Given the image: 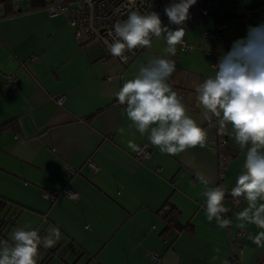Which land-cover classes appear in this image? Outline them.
<instances>
[{"label":"crops","instance_id":"obj_1","mask_svg":"<svg viewBox=\"0 0 264 264\" xmlns=\"http://www.w3.org/2000/svg\"><path fill=\"white\" fill-rule=\"evenodd\" d=\"M2 1L0 126L12 123L0 132V197L25 208L12 226L20 228L22 215L47 220L61 235L42 254L64 258L71 253L84 259L82 264H228L232 254L239 255L238 264L264 262V248L248 238L261 229L253 224L236 227V213L247 202L241 198L235 206L227 195L243 169L245 151L231 136L219 133L215 118L204 119L195 91L216 74L211 52L228 53L250 26L264 24V0H217L214 13L190 12L183 25L186 43L177 46L174 57L165 53L164 39L153 37L152 47L127 64L118 62L102 43H79L66 17L31 9L29 0H6L16 12L3 16L8 6ZM219 24L224 25L221 33L216 31ZM164 25L178 27L169 20ZM153 57L176 62L168 83L208 132L206 147L171 156L152 146L148 133L129 128L126 105L118 102L116 92ZM11 75L13 87L7 85ZM221 138L234 153L220 175L217 153L209 143ZM129 140L146 148V158L136 159ZM88 162L97 169L92 171ZM197 173L210 179L209 187L225 190L226 218L232 221L228 228L207 220ZM67 188L77 194L76 200L65 195ZM44 191L56 197L46 199ZM171 206L184 229L164 233ZM34 228L30 230L39 233Z\"/></svg>","mask_w":264,"mask_h":264},{"label":"clouds","instance_id":"obj_2","mask_svg":"<svg viewBox=\"0 0 264 264\" xmlns=\"http://www.w3.org/2000/svg\"><path fill=\"white\" fill-rule=\"evenodd\" d=\"M196 2L179 0L165 7L169 23L178 26L175 30L163 25L154 11L141 14L131 10L126 20L114 25L110 53L127 64L126 53L151 48L152 38L156 37L165 40V53L174 57L177 46L186 43L183 25ZM215 67V76L196 86L198 106L206 121L215 118L219 133L231 136L245 151L243 169L230 191L234 200L242 198L247 202L236 213L239 221L236 227L245 229L253 224L261 229L248 238L257 247L264 248V24L250 26L246 37L234 41L231 50L220 57ZM175 71L173 59L153 57L141 64L134 78L126 80L116 92L118 102L126 105V115L131 121L129 128L134 126L141 135L148 133L150 144L171 156L191 148H204L208 140V132L189 115L183 98L168 83ZM119 131L124 134L125 130ZM128 148L141 154L146 152L132 140L128 141ZM196 179L204 186L201 195L205 198L207 220H215L221 229L228 228L232 221L226 218L229 209L223 203L225 190L220 186L209 187L211 181L202 173H197ZM68 195L74 198L75 194ZM90 227L87 225L85 230ZM60 235L55 227L49 228L44 237L28 226L14 229L10 240H0V264H37L39 247H52Z\"/></svg>","mask_w":264,"mask_h":264},{"label":"built area","instance_id":"obj_3","mask_svg":"<svg viewBox=\"0 0 264 264\" xmlns=\"http://www.w3.org/2000/svg\"><path fill=\"white\" fill-rule=\"evenodd\" d=\"M47 3L43 8L48 16L62 15L66 17L69 25L74 29L75 38L79 43L85 42H99L102 43L105 48L110 53V45L112 43L111 35L114 33V25L116 22L124 21L127 19V16L131 10L140 11L141 14H146L149 12H156L159 14L162 24L168 20L164 9L166 6L179 2V0H135L134 3H131L130 0H45ZM217 8V0H197L196 4L189 9L190 12L195 13H214ZM224 29L223 24L216 26V31H222ZM211 39L215 40L216 35H210ZM144 48L136 49L132 53H126L129 56L130 61L133 57L142 52ZM112 56V54L110 53ZM211 58L213 59L212 66L217 69L215 65L220 59V55L213 51L210 53ZM114 57V56H113ZM118 62L123 63L120 58L114 57ZM15 77L13 75L8 76L7 85L13 87ZM63 100V96L56 98V102L60 104ZM211 149L216 151L221 170L219 171L220 175L223 170L225 162L230 156H233L232 151L228 149L227 141L224 138L214 140L209 143ZM142 149H146L142 147ZM147 150L145 154L137 153L136 159L142 160L146 158ZM88 166L92 171H95L97 168L92 162H88ZM71 173H74V169L68 168ZM230 191H227V195H230ZM68 193H74V198L69 197ZM43 195L47 199H54L56 196L54 193L49 191H44ZM65 195L68 198L76 200L77 194L73 192L70 188L65 190ZM232 198V197H231ZM233 200V205H237L240 201ZM238 237L242 234L237 233ZM235 246H238L239 243L234 242ZM151 260H158V257L154 254H149ZM230 264L239 263V255L232 254L230 257ZM259 264H264L261 262Z\"/></svg>","mask_w":264,"mask_h":264},{"label":"trees","instance_id":"obj_4","mask_svg":"<svg viewBox=\"0 0 264 264\" xmlns=\"http://www.w3.org/2000/svg\"><path fill=\"white\" fill-rule=\"evenodd\" d=\"M1 3L8 6V9L6 10L5 13H3V16H5V15L7 16L9 14L16 12L14 10L12 11L10 1L4 0ZM46 3L47 2L45 0H29V4H30L31 9L42 8L46 5ZM217 33H221V32L219 31ZM10 124H4L3 126H0V132L4 127H6ZM22 208H24V207H22L19 204L13 203L11 201H8V200L0 197V235H1V240L2 239L3 240H10L9 237L7 236L8 231H9L8 226L14 225L15 218H16L17 214L22 210ZM178 215H179L178 210L171 206L169 211L165 214V217H164L165 224H166L165 229H164V233L165 232H171L173 230L174 231H181L182 229H184V227L179 224ZM43 249H44V247L41 245L39 247V250H38L37 264H46L51 259V258H48V256L46 257L45 254H42L41 251ZM64 249H67V247H64ZM55 250L56 249H53V252H55ZM69 256H71V254H69ZM60 259H59L60 261L58 264H62V263L64 264V262L66 264H71L70 261L65 260L61 256H60ZM72 263H74V262H72ZM230 263H231V259H229L228 264H230Z\"/></svg>","mask_w":264,"mask_h":264},{"label":"rangeland","instance_id":"obj_5","mask_svg":"<svg viewBox=\"0 0 264 264\" xmlns=\"http://www.w3.org/2000/svg\"><path fill=\"white\" fill-rule=\"evenodd\" d=\"M229 160H231V159H228L227 161H229ZM226 161V162H227ZM230 190H231V188H230ZM44 196V195H43ZM45 197V196H44ZM46 198V197H45ZM47 199V198H46ZM232 200V199H231ZM233 201V200H232ZM25 214H27V213H25ZM28 216V215H27ZM17 225H20V228H26V226H28L29 227V229H35L34 227H36V226H38L39 227V229H40V231H39V235H40V233H41V237H44V236H46L47 234H48V230H49V228H52V225L47 221V220H41V221H35V220H33V219H25V218H23V215L21 216V221H20V224H18V221H17ZM17 227V226H16ZM15 226H8V228H10L9 229V231H8V234H7V236L9 237V239H10V234L12 233V231L14 230V229H17ZM0 240H1V235H0ZM3 240V239H2ZM59 241V240H58ZM64 244V245H66V243H67V241H64V243L61 241V242H59V244ZM55 245V244H54ZM53 245V246H54ZM52 246V247H53ZM69 254H71V253H69ZM78 254V253H77ZM54 255V254H53ZM69 259L68 261H70V256L68 257V256H64V259ZM60 257H58V256H53V257H51V259H50V261L49 262H47L46 264H56V263H58L60 260ZM71 264H82L83 263V261H84V259H82V258H80V256L79 255H72L71 256ZM82 259V260H81ZM72 262H74V263H72ZM82 262V263H81Z\"/></svg>","mask_w":264,"mask_h":264}]
</instances>
